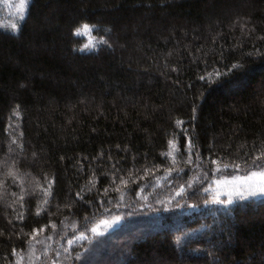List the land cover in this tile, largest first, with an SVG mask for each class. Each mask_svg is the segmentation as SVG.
<instances>
[{
  "label": "trees",
  "instance_id": "1",
  "mask_svg": "<svg viewBox=\"0 0 264 264\" xmlns=\"http://www.w3.org/2000/svg\"><path fill=\"white\" fill-rule=\"evenodd\" d=\"M12 26L0 264H264V193L236 194L264 153V0H28Z\"/></svg>",
  "mask_w": 264,
  "mask_h": 264
},
{
  "label": "rangeland",
  "instance_id": "2",
  "mask_svg": "<svg viewBox=\"0 0 264 264\" xmlns=\"http://www.w3.org/2000/svg\"><path fill=\"white\" fill-rule=\"evenodd\" d=\"M22 0H0V21L12 26L15 22L21 20L27 10L28 0H23V6L21 7ZM14 27V26H12ZM79 31L76 30V34L84 39L82 50L90 51L96 47V37L92 33V28L89 26L87 30L83 25L80 26ZM240 183V181H239ZM264 183L259 177H252L251 179H245L241 181V184L246 187H258ZM238 188L237 185H233Z\"/></svg>",
  "mask_w": 264,
  "mask_h": 264
},
{
  "label": "snow or ice",
  "instance_id": "3",
  "mask_svg": "<svg viewBox=\"0 0 264 264\" xmlns=\"http://www.w3.org/2000/svg\"><path fill=\"white\" fill-rule=\"evenodd\" d=\"M23 6V0H22V4L21 7ZM84 29L87 30L89 28V25L85 24L83 25ZM77 31H79V29H77ZM242 65H233V69H239L241 68ZM201 79H204V77H201ZM171 143V142H170ZM190 148H191V144H190ZM261 157H264V153H261L259 156H257L255 158V160H253L252 162V166L256 169H258L259 171H252L250 176L248 177V179H251L252 177H259L261 179L262 182H264V165H262L260 163ZM213 163H215V161H212ZM236 167L238 168L239 165H236ZM181 191H183V188L181 189ZM205 192L208 191V189H204ZM257 191L264 193V183L261 184V186H259L256 190H250L247 192H243V191H238L236 194L241 198H245L248 195H256ZM48 195H51V193H47ZM181 193L178 192L177 195H180ZM228 200H221L220 199V192L217 191L214 195V200L213 202L215 203H220V204H228L232 202V196H233V192H228ZM47 202V201H45ZM208 201H205V203H207ZM188 207H195V205H188ZM20 219H23V217L21 216ZM116 219L118 220L119 217H116ZM55 227V226H53ZM42 231V229H41ZM93 232H96V229L93 228L92 229ZM85 235L82 233L79 237H75L74 239L68 240V244L72 245L74 244L77 240H82L85 239ZM177 241H179V237H177ZM65 251H67V249H65ZM76 259L79 260L80 259V255L78 254L76 256Z\"/></svg>",
  "mask_w": 264,
  "mask_h": 264
}]
</instances>
